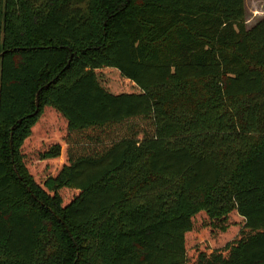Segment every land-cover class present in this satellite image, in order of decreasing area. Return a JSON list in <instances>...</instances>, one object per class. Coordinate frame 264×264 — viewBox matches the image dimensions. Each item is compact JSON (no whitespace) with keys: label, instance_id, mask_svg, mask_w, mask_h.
<instances>
[{"label":"trees","instance_id":"trees-1","mask_svg":"<svg viewBox=\"0 0 264 264\" xmlns=\"http://www.w3.org/2000/svg\"><path fill=\"white\" fill-rule=\"evenodd\" d=\"M0 264H264V18L0 0Z\"/></svg>","mask_w":264,"mask_h":264},{"label":"rangeland","instance_id":"rangeland-1","mask_svg":"<svg viewBox=\"0 0 264 264\" xmlns=\"http://www.w3.org/2000/svg\"><path fill=\"white\" fill-rule=\"evenodd\" d=\"M244 5L247 28L252 27L260 19L264 18V0H244ZM222 243L223 242H220L218 245H221Z\"/></svg>","mask_w":264,"mask_h":264},{"label":"water","instance_id":"water-1","mask_svg":"<svg viewBox=\"0 0 264 264\" xmlns=\"http://www.w3.org/2000/svg\"><path fill=\"white\" fill-rule=\"evenodd\" d=\"M37 96H38V94H36V100H35V102H36V105H38V102H37Z\"/></svg>","mask_w":264,"mask_h":264}]
</instances>
